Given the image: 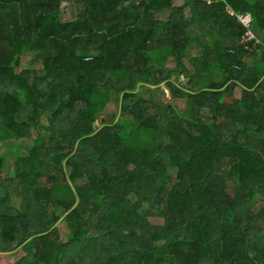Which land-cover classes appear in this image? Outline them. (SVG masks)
Segmentation results:
<instances>
[{
	"label": "trees",
	"instance_id": "1",
	"mask_svg": "<svg viewBox=\"0 0 264 264\" xmlns=\"http://www.w3.org/2000/svg\"><path fill=\"white\" fill-rule=\"evenodd\" d=\"M163 83L182 111L135 93ZM2 134L30 154L12 184L0 151V264H264V0H0Z\"/></svg>",
	"mask_w": 264,
	"mask_h": 264
},
{
	"label": "rangeland",
	"instance_id": "2",
	"mask_svg": "<svg viewBox=\"0 0 264 264\" xmlns=\"http://www.w3.org/2000/svg\"><path fill=\"white\" fill-rule=\"evenodd\" d=\"M70 3L68 4L69 6V12L68 13H78L79 12V8L78 4L72 3L71 1H69ZM168 11H164L161 13H158V15L156 16L158 19L160 20H166V18L168 17ZM187 15H189V12L187 11ZM197 49L196 45H192L189 46L187 52H186V56L184 57V62L186 63V65L188 66V60L189 58L194 54L195 50ZM30 59L26 60L23 62L22 64V68L27 69V70H32L33 72H38L39 74H42L43 72V67L41 68V65L38 63H34V61H32L31 58L34 57L33 54H28ZM175 59L173 57L169 58V61L167 62V66L168 67H174L175 66ZM184 74V73H183ZM185 76V74H184ZM171 79L174 80L176 83L178 84H182L184 82V79L182 78V75L180 72L176 71L174 73H172L171 75ZM185 79H188L185 76ZM188 82V81H186ZM186 82H184L186 84ZM116 87L118 88L119 85H116ZM140 93V95L145 98V99H149L150 97L154 98L155 100H166L171 98L170 102H172V104L176 105L178 107V109L180 111H182L185 108L186 102L185 99H181L182 97L180 96H173L170 89L168 88V86L163 83L160 84L159 86H143V87H139L135 93ZM237 96L240 95V90L237 91L236 93ZM119 94L118 93H114L111 97L112 101L107 105V107L105 108V112L106 113H116L117 115L120 113L121 109H120V105L118 106V101H119ZM173 96V97H172ZM204 118L209 119L210 118V114L205 112L203 113ZM221 122V121H219ZM63 123H64V116H63ZM43 124L47 125L49 124V119L47 118L46 115H43ZM99 122L95 123L96 127H99ZM38 131H46V127H43L41 125H39L38 127ZM30 141L25 140V139H21V141L16 140L15 138H11V136L6 137L5 135H1L0 138V151L5 155V163H4V170L2 173V178H4V182L7 183V181H10L12 184L19 181H16L14 179V172H15V161L19 156H21L22 154H24V156L29 155L30 153L28 152V150L23 149V146H27L29 147ZM50 144V142L48 143ZM47 147H51L50 145H47ZM63 162L65 163L66 161L63 160ZM170 174L173 176L175 175V170H170ZM12 188H10L9 186H6L9 190V192L11 193L10 195L12 196V198L14 199V201H18V198H20L21 192H17V187L18 185H12ZM128 199L131 202H135L136 201V197L129 195ZM143 208H146V205H143ZM147 218V222L148 224L152 225V226H156V225H160L162 223V219L156 215H152L150 214ZM55 228L57 229V236L59 239L66 240L69 236V231L67 229V225L66 223H64L62 220H60L56 225ZM97 230H92L91 232H95ZM22 256V253L18 250L16 252L13 253H8L5 254L3 257V261L2 264H9V262H15L17 261L20 257ZM79 259H76V261H78ZM59 264H63V261H61Z\"/></svg>",
	"mask_w": 264,
	"mask_h": 264
},
{
	"label": "built area",
	"instance_id": "3",
	"mask_svg": "<svg viewBox=\"0 0 264 264\" xmlns=\"http://www.w3.org/2000/svg\"><path fill=\"white\" fill-rule=\"evenodd\" d=\"M212 0H208V2H211ZM234 15V13H232ZM238 19L241 21V23L243 24V26L245 28H249L250 24H251V17L249 14L246 15H238ZM254 38V35L252 34L251 31H247L246 36H245V41L247 40H251Z\"/></svg>",
	"mask_w": 264,
	"mask_h": 264
},
{
	"label": "clouds",
	"instance_id": "4",
	"mask_svg": "<svg viewBox=\"0 0 264 264\" xmlns=\"http://www.w3.org/2000/svg\"><path fill=\"white\" fill-rule=\"evenodd\" d=\"M205 2H207V4H212V3H214V2H216V1H218V0H212L211 2H208V0H204ZM249 15H250V17H251V24H252V21H253V18H252V16H251V14L250 13H248ZM244 15H246V14H244ZM239 22L241 23V21L239 20ZM242 24V23H241ZM251 24H250V26H249V28H245L244 26H243V24H242V26L245 28V34H244V36H243V38H242V40H243V42H247V41H250V40H247V41H245V36H246V33H247V31L249 30V31H251ZM252 32V31H251ZM252 34L254 35V33L252 32ZM251 40H255V35H254V38L253 39H251Z\"/></svg>",
	"mask_w": 264,
	"mask_h": 264
},
{
	"label": "water",
	"instance_id": "5",
	"mask_svg": "<svg viewBox=\"0 0 264 264\" xmlns=\"http://www.w3.org/2000/svg\"><path fill=\"white\" fill-rule=\"evenodd\" d=\"M182 78L184 79V82L189 81L188 79H185L184 74H182Z\"/></svg>",
	"mask_w": 264,
	"mask_h": 264
},
{
	"label": "bare ground",
	"instance_id": "6",
	"mask_svg": "<svg viewBox=\"0 0 264 264\" xmlns=\"http://www.w3.org/2000/svg\"><path fill=\"white\" fill-rule=\"evenodd\" d=\"M255 39H256V37H255ZM257 42H258V40H257Z\"/></svg>",
	"mask_w": 264,
	"mask_h": 264
}]
</instances>
